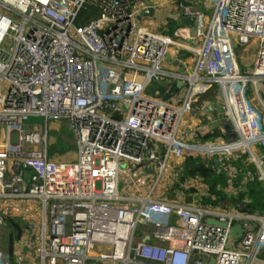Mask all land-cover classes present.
<instances>
[{
  "label": "built area",
  "instance_id": "built-area-1",
  "mask_svg": "<svg viewBox=\"0 0 264 264\" xmlns=\"http://www.w3.org/2000/svg\"><path fill=\"white\" fill-rule=\"evenodd\" d=\"M150 1L155 29L141 23ZM196 5L0 0V228L11 203L38 202L39 224L29 222L18 241L35 248L37 264H251L264 249V214L201 204L202 179L179 182L174 164L246 154L264 180L255 152L264 144V0ZM182 16L193 24L181 25ZM249 47L246 74L240 53ZM167 53L184 72L165 64ZM209 92L219 95L235 141L223 129L217 141L181 130ZM53 122L72 130L75 159L51 153ZM123 175L138 194L119 192ZM139 175H155L154 184L140 185ZM190 188L197 193L187 200ZM237 224L244 233L234 239ZM0 264H10L1 250Z\"/></svg>",
  "mask_w": 264,
  "mask_h": 264
},
{
  "label": "trees",
  "instance_id": "trees-1",
  "mask_svg": "<svg viewBox=\"0 0 264 264\" xmlns=\"http://www.w3.org/2000/svg\"><path fill=\"white\" fill-rule=\"evenodd\" d=\"M188 2V1H187ZM87 17L97 16L93 11H85ZM177 21L171 19L168 23V32L173 33ZM179 91L174 85L172 93ZM205 96L202 97L204 99ZM202 100H200L199 104ZM198 104V105H199ZM213 129V133L199 135L200 139H208L220 134ZM262 145L264 148V144ZM70 147L64 142L51 145V153H66ZM179 182H185L193 178H201L208 186L207 192L199 196V202L203 205H211L223 209H235L244 214H264V183L259 179L257 168L249 162L248 155H234L223 157L202 158L199 155H187L181 164L175 169ZM197 191L194 188L186 190L187 200H191ZM8 222L7 243L10 264L19 263V252L16 251V243L22 239L28 223L22 218L6 215Z\"/></svg>",
  "mask_w": 264,
  "mask_h": 264
},
{
  "label": "rangeland",
  "instance_id": "rangeland-1",
  "mask_svg": "<svg viewBox=\"0 0 264 264\" xmlns=\"http://www.w3.org/2000/svg\"><path fill=\"white\" fill-rule=\"evenodd\" d=\"M158 17H152V18H146V16H144V18L142 19V24L148 25L151 29H155L158 24ZM150 21V22H149ZM7 48H9V46H6ZM254 49V50H253ZM254 51H255V47H249L248 50L246 52H244L242 50V52L240 53V58L242 59L241 63H242V69L244 71V73L249 74L251 72V63H252V54L254 55ZM191 58V57H190ZM3 92V90L1 91ZM0 92V93H1ZM249 94L253 95V88L249 87ZM257 103V101H256ZM261 109L262 106L258 103L257 104ZM222 112V110H221ZM185 120V121H184ZM224 119L221 120V122ZM33 122H37V123H41L42 119H34ZM63 125L60 129H56L55 131L50 130L49 135H50V140L52 144H56L59 142H64L67 145H69L70 149L69 151H67L66 153H60V152H56L58 153L57 155L59 156H67L68 153H71L72 151H75V141H74V134L72 132V130L70 129L69 125L66 122H61ZM182 128L181 130H187L188 126L186 124V118L183 119V122L181 124ZM216 128H214V130H217L216 132L219 133L221 131L220 128L221 125L219 123H216ZM220 128V129H219ZM218 136V135H217ZM217 136H215L214 138H208L207 141L212 140V141H217L218 138H216ZM229 141H234L236 139V137L231 136V135H226V137ZM255 152L258 155V158H260V162L262 163V169L264 170V148L262 145H257L255 148ZM61 154V155H60ZM63 156V158H64ZM200 157L205 158V156H203L202 154L200 155ZM209 158V157H208ZM180 161H174V164H178L180 165L181 162ZM252 164V163H251ZM177 165V166H178ZM176 167V166H175ZM258 170V168H257ZM259 172V170H258ZM261 178L260 172H259V179ZM155 175L151 176V180L147 181L148 179L145 180L144 175H139V177L137 176V182L142 185L146 183H149V185H153L155 182ZM263 183L264 180L260 179ZM129 181V177L127 175H123L122 180L119 182V192L121 194L124 193H136L138 194V192L135 191V188H132L131 186L127 185V182ZM197 186H199L200 190H206L207 189V185L203 182H197ZM124 186L126 188V190H128L127 192L124 190ZM12 205H9V207L6 209V213H9V215L12 216H17V217H22L27 223L29 222H35L39 224V216H38V211H39V203L36 201H33L31 203H29L28 201L26 202H14L11 203ZM36 228L34 230L33 233H36ZM26 233H28V230L26 229ZM7 236H8V232H7V227L6 228H0V250L6 252L8 250V243H7ZM25 239V238H24ZM34 242V241H32ZM16 251L19 254L18 256V261L20 264H37L38 263V256H37V252L35 250V248L31 247L30 251L29 249H26V253L23 251V248L21 246H19V243H16ZM20 250H22V253L20 254ZM28 251V252H27ZM259 257V254L257 255Z\"/></svg>",
  "mask_w": 264,
  "mask_h": 264
},
{
  "label": "crops",
  "instance_id": "crops-1",
  "mask_svg": "<svg viewBox=\"0 0 264 264\" xmlns=\"http://www.w3.org/2000/svg\"><path fill=\"white\" fill-rule=\"evenodd\" d=\"M167 1V0H164ZM189 1V0H187ZM194 2V4H197V7H204L206 0H191ZM254 50V49H253ZM173 55L174 49L171 51ZM171 61L167 58L165 60V64L169 67ZM262 93H263V99H264V83L262 84ZM201 103L195 108L194 112L188 114L186 118V124L189 127H192L193 129H196V134L198 135H204L205 133H208L207 130H211L212 128H216V123H219L221 125L220 115L221 110H223V104L219 98V95L209 92V94H206L204 99H201ZM185 121V120H184ZM61 122H53L50 127L51 130L55 131L56 129H60L62 127ZM222 128V126L220 127ZM219 128V129H220ZM224 130V129H223ZM200 139V138H198ZM76 148L75 151H72L71 153H68L67 156H64L65 160H73L76 157ZM208 189V188H207ZM206 190H200V194H205L207 192ZM23 251L26 253V248H23ZM22 253V250H20V254ZM251 264H264V249H262L259 252V257H257Z\"/></svg>",
  "mask_w": 264,
  "mask_h": 264
},
{
  "label": "water",
  "instance_id": "water-1",
  "mask_svg": "<svg viewBox=\"0 0 264 264\" xmlns=\"http://www.w3.org/2000/svg\"><path fill=\"white\" fill-rule=\"evenodd\" d=\"M148 6H149V8L143 12V16L152 17L154 15V12H155V10L153 8V2L150 1L148 3ZM193 20H194V18L191 16H182L179 20V23L181 25H184V26H191L193 24ZM167 57L171 61L172 65L174 67H178L179 72L182 73L185 71L184 66L180 63V61L177 58L172 57L171 53H167ZM158 85H159V82L156 80H153L152 82L149 83L147 89L149 92H153L158 87ZM221 126L228 135L235 137V133L233 132V128L227 120L224 119L221 122ZM226 141L227 142H233V141H229L228 139H226ZM151 172H153V170ZM209 223L220 225L219 222H215V221H209ZM243 233H244V229L242 228V226L240 224H237L231 231L232 237L234 239L241 238Z\"/></svg>",
  "mask_w": 264,
  "mask_h": 264
}]
</instances>
